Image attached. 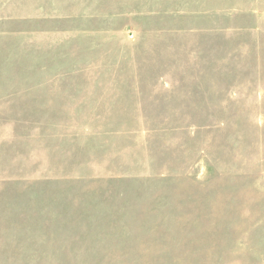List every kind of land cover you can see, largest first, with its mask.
<instances>
[{
    "label": "rangeland",
    "instance_id": "obj_1",
    "mask_svg": "<svg viewBox=\"0 0 264 264\" xmlns=\"http://www.w3.org/2000/svg\"><path fill=\"white\" fill-rule=\"evenodd\" d=\"M0 264H264V0H0Z\"/></svg>",
    "mask_w": 264,
    "mask_h": 264
}]
</instances>
